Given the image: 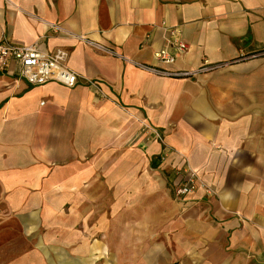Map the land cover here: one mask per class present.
<instances>
[{"label":"crops","instance_id":"0c3cea01","mask_svg":"<svg viewBox=\"0 0 264 264\" xmlns=\"http://www.w3.org/2000/svg\"><path fill=\"white\" fill-rule=\"evenodd\" d=\"M163 24L186 44L169 64L154 58ZM3 35L65 49L80 81L0 71V264H95L113 241L104 208L112 224L152 203L197 205L229 247L264 259V0H0ZM177 152L210 194L176 197Z\"/></svg>","mask_w":264,"mask_h":264},{"label":"rangeland","instance_id":"374dc122","mask_svg":"<svg viewBox=\"0 0 264 264\" xmlns=\"http://www.w3.org/2000/svg\"><path fill=\"white\" fill-rule=\"evenodd\" d=\"M182 160V165H190L185 155ZM165 168L158 169L168 176L171 169L169 165ZM152 172L155 171L152 169ZM127 206L119 207L112 224L110 212L104 208L103 214L108 216L109 224L101 233L103 239L113 241L103 242L104 252L95 264H264V259L251 257L246 248L248 244L232 248L217 235L218 232L214 234L215 227L211 225H216L215 221L206 218L197 205L174 207L167 203L160 209L153 203L151 209L142 204ZM261 225L257 229L264 234V217ZM209 233L214 240L204 241ZM227 250H233L234 257L230 258ZM240 252H245L244 257Z\"/></svg>","mask_w":264,"mask_h":264},{"label":"built area","instance_id":"2783aa9c","mask_svg":"<svg viewBox=\"0 0 264 264\" xmlns=\"http://www.w3.org/2000/svg\"><path fill=\"white\" fill-rule=\"evenodd\" d=\"M165 31L164 44L154 52V58L161 63L174 62L178 53L186 48V44L180 38V28L163 24ZM68 52L62 48L53 51L42 50L36 42L30 44L19 43L3 35L0 38V71H7L15 79H21L31 85L42 84L47 81H55L64 86L72 87L80 81V75L66 65ZM153 69V68H150ZM202 69V68H201ZM203 69H207L206 67ZM156 73L166 72L154 70ZM191 72H184V75ZM86 84L94 90L98 86L94 80L86 79ZM149 140H156L162 144L163 155L176 151L166 144L157 127L150 123H142L141 128ZM178 155L182 156L177 152ZM176 173L180 179L174 187L176 197L183 198L195 190L204 188L210 192L208 186L200 181L197 173L188 165L183 164L177 168Z\"/></svg>","mask_w":264,"mask_h":264}]
</instances>
